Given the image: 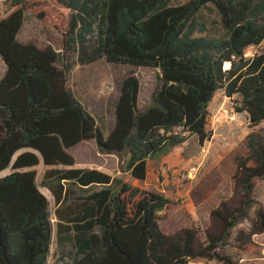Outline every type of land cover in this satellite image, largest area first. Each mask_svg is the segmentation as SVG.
Here are the masks:
<instances>
[{"label": "trees", "instance_id": "16d2710c", "mask_svg": "<svg viewBox=\"0 0 264 264\" xmlns=\"http://www.w3.org/2000/svg\"><path fill=\"white\" fill-rule=\"evenodd\" d=\"M16 1L21 8L0 21V57L6 65L0 79V174L13 170L0 178V264H48L55 235L56 264H189L216 258L234 264L220 252L255 205L251 234L264 233V208L252 196L264 179V131H252L245 152L235 157L240 206L232 209L224 201L212 212L220 231L206 232V245H200L198 229L175 236L162 230L161 215L173 203L164 194L98 169L77 168L69 149L94 140L101 153L116 155L135 179L146 181L150 161L191 137L201 144L211 139L209 109L221 91L238 96V111L247 112L252 127H258L264 122V52L248 58L246 51L264 43V0L179 5L56 0L70 11L68 39L80 65L105 59L159 70V85L143 111L139 79H124L108 137L68 86L74 64L61 67L53 47L19 39L28 0ZM210 5L220 17L221 35H197L207 32L198 19ZM41 164L46 172L39 183ZM41 187L59 206L56 228Z\"/></svg>", "mask_w": 264, "mask_h": 264}, {"label": "rangeland", "instance_id": "374dc122", "mask_svg": "<svg viewBox=\"0 0 264 264\" xmlns=\"http://www.w3.org/2000/svg\"><path fill=\"white\" fill-rule=\"evenodd\" d=\"M35 0H28L24 26L19 39L22 42H34L41 47L51 46L60 53V66L67 61L74 64L69 77V88L76 98L96 118L98 126L108 137L116 123V105L124 79L135 75L140 81L138 107L145 110L151 105V97L159 85V70L149 67H136L108 63L105 59L89 65L78 63V54L70 49L68 29L70 11L59 5L56 0H47L38 6H32ZM189 0H172L175 5ZM16 0H9L1 13L0 21L21 8ZM24 6V3H22ZM207 27L206 33L197 35L220 36L222 25L218 13L210 5L198 19ZM264 52V43L247 49L246 56L252 58ZM6 65L0 57V79ZM239 97L229 98L224 91L219 92L210 106L208 128L213 131L210 140L201 144L197 137H191L186 145L177 146L168 155L161 156L151 163L156 166V175L144 182L131 179L136 187L153 190L164 194L172 204L162 213V230L172 236L187 230L198 229L200 245H206V232L218 233V225L212 224V212L222 202L229 203L232 209L240 206V193L235 191L233 170L235 157L245 152L247 136L252 131H264V122L252 127L247 112H239ZM225 114V118L222 116ZM180 131V130H179ZM215 132V133H214ZM76 159L77 168L98 169L115 177L130 179L125 165L120 158L99 151L94 140L85 141L69 149ZM127 157L125 156L124 159ZM118 161V162H117ZM63 169L64 167H59ZM38 181L42 182L46 167L41 164L36 168ZM12 168L0 174V178L12 172ZM153 172V171H152ZM263 182L264 179L257 182ZM127 182V181H126ZM253 191V198L264 208V183ZM51 202L52 221L57 227L56 210L59 206L52 192L41 187ZM252 208L248 216L232 230L227 247L221 251L222 258H230L234 264H264V233L251 234L257 221L256 210ZM56 234V230H55ZM56 235L48 264H56ZM248 248H252L248 250ZM189 264H225L223 259H197Z\"/></svg>", "mask_w": 264, "mask_h": 264}, {"label": "crops", "instance_id": "0c3cea01", "mask_svg": "<svg viewBox=\"0 0 264 264\" xmlns=\"http://www.w3.org/2000/svg\"><path fill=\"white\" fill-rule=\"evenodd\" d=\"M213 103H214V102H213ZM213 103H212V104H213ZM222 116L224 117L225 114L222 113ZM224 118H225V117H224ZM214 133H215V132H214ZM194 137H195V136H194ZM189 140H190V139H189ZM189 140H188V141H189ZM188 141H187V142H188ZM198 141H199V140H198ZM187 142H185L183 145H186ZM110 156H112L113 158H117L116 155H110ZM117 162H118V161H117ZM152 162H153V161H150L149 164H148V177H147L146 181H142V182H144L145 184H148L147 182L150 180V178H151L152 175H156V176H157V174H156V168H157V167H156V166H153V168H154V167H155V168H154L153 170H151V169H152V166H151V163H152ZM152 171H153V172H152ZM110 175L113 176V174H111V173H110ZM125 175H129L130 179H128V180H126V181L130 183V182H131V179L133 178L132 174H131L130 172H126ZM115 176H117V175H115ZM115 176H114V177H115ZM261 182H262V181H261ZM261 182H260L259 184H257V186L260 185ZM262 183H264V181H263ZM255 188H256V187H255ZM254 190H255V189H254ZM258 201H259V200H258ZM262 237L264 238V235H263ZM263 241H264V240H263Z\"/></svg>", "mask_w": 264, "mask_h": 264}, {"label": "built area", "instance_id": "2783aa9c", "mask_svg": "<svg viewBox=\"0 0 264 264\" xmlns=\"http://www.w3.org/2000/svg\"><path fill=\"white\" fill-rule=\"evenodd\" d=\"M9 0H0V16H1V13H2V10L5 6V4L8 2Z\"/></svg>", "mask_w": 264, "mask_h": 264}]
</instances>
